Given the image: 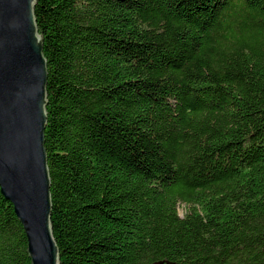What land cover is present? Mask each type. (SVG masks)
<instances>
[{"label":"trees","instance_id":"16d2710c","mask_svg":"<svg viewBox=\"0 0 264 264\" xmlns=\"http://www.w3.org/2000/svg\"><path fill=\"white\" fill-rule=\"evenodd\" d=\"M35 15L61 264H264V0ZM0 264H32L1 189Z\"/></svg>","mask_w":264,"mask_h":264},{"label":"water","instance_id":"95a60500","mask_svg":"<svg viewBox=\"0 0 264 264\" xmlns=\"http://www.w3.org/2000/svg\"><path fill=\"white\" fill-rule=\"evenodd\" d=\"M37 1L0 0V189L22 223L32 264H61L51 220L48 71Z\"/></svg>","mask_w":264,"mask_h":264},{"label":"rangeland","instance_id":"374dc122","mask_svg":"<svg viewBox=\"0 0 264 264\" xmlns=\"http://www.w3.org/2000/svg\"><path fill=\"white\" fill-rule=\"evenodd\" d=\"M178 209H179L180 215L183 216L184 213H185V204L184 203H180Z\"/></svg>","mask_w":264,"mask_h":264}]
</instances>
